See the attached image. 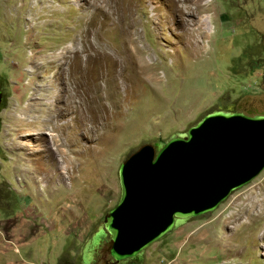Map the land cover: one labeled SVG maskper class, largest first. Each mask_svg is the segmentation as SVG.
<instances>
[{"label":"rangeland","instance_id":"obj_1","mask_svg":"<svg viewBox=\"0 0 264 264\" xmlns=\"http://www.w3.org/2000/svg\"><path fill=\"white\" fill-rule=\"evenodd\" d=\"M0 91V264H264V171L141 258L103 230L142 147L264 114V0H0Z\"/></svg>","mask_w":264,"mask_h":264},{"label":"water","instance_id":"obj_2","mask_svg":"<svg viewBox=\"0 0 264 264\" xmlns=\"http://www.w3.org/2000/svg\"><path fill=\"white\" fill-rule=\"evenodd\" d=\"M263 171L264 114L214 111L187 132L142 147L118 171L120 200L103 229L113 243L111 257L118 263L141 258Z\"/></svg>","mask_w":264,"mask_h":264},{"label":"bare ground","instance_id":"obj_3","mask_svg":"<svg viewBox=\"0 0 264 264\" xmlns=\"http://www.w3.org/2000/svg\"><path fill=\"white\" fill-rule=\"evenodd\" d=\"M207 20V19H206ZM203 25L205 26L206 25V23H205V20L203 21V24H202V27H203ZM206 29V28H205ZM193 31V30H192ZM44 134V133H43ZM39 137V136H38ZM41 137V136H40ZM44 137V136H43ZM38 139V138H37Z\"/></svg>","mask_w":264,"mask_h":264},{"label":"flooded vegetation","instance_id":"obj_4","mask_svg":"<svg viewBox=\"0 0 264 264\" xmlns=\"http://www.w3.org/2000/svg\"><path fill=\"white\" fill-rule=\"evenodd\" d=\"M0 93H1V102H0V104L2 103V100H3V93L0 91Z\"/></svg>","mask_w":264,"mask_h":264}]
</instances>
